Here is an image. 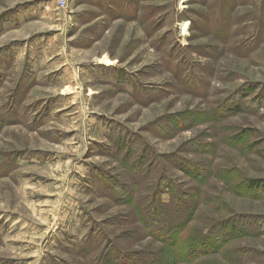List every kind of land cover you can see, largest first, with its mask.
Instances as JSON below:
<instances>
[{"label": "rangeland", "instance_id": "374dc122", "mask_svg": "<svg viewBox=\"0 0 264 264\" xmlns=\"http://www.w3.org/2000/svg\"><path fill=\"white\" fill-rule=\"evenodd\" d=\"M251 180H264V0H0V264L169 261L140 218L158 197L174 217L169 194L181 256L238 227L174 264H264Z\"/></svg>", "mask_w": 264, "mask_h": 264}, {"label": "trees", "instance_id": "16d2710c", "mask_svg": "<svg viewBox=\"0 0 264 264\" xmlns=\"http://www.w3.org/2000/svg\"><path fill=\"white\" fill-rule=\"evenodd\" d=\"M245 188L248 192H264V180H251L245 185ZM163 199V197H158L156 205L153 206L154 209L150 207V209H148L149 212L141 211L142 214L140 213L141 222L149 231V235L154 239L164 242L167 247H170V250H164V252H166L167 255L169 254L172 259L169 258V261H166V257L161 260V258H157L158 256H154V258L150 259L151 264H174L176 260L178 261L181 258L194 261L195 258L202 253H216L220 251L225 244L229 243L228 241H230V239L236 236L234 232L238 230V227L236 226L237 224L231 223L229 226V222H223L220 224L219 230H213L209 234L206 232V236L199 235L197 238L193 237L187 250L185 249L187 252L181 256L178 249L180 248L179 245H181L182 242L186 224L184 223L185 221L181 219V215H179L181 212H177L176 210H179V208L181 209L180 206L182 204V200L178 197L176 198L175 196H170L169 194L167 201L172 205V209H176L174 212L176 213L175 216L170 218L169 216L171 210H169L168 207H165L164 203L166 201ZM183 209L184 212H188L187 215H192V211H189L190 209L188 206H185ZM112 252L114 254H112ZM118 254V250L106 252L101 260V263L130 264L128 259L130 254L127 255L125 260H122ZM176 256L179 259H177Z\"/></svg>", "mask_w": 264, "mask_h": 264}, {"label": "built area", "instance_id": "2783aa9c", "mask_svg": "<svg viewBox=\"0 0 264 264\" xmlns=\"http://www.w3.org/2000/svg\"><path fill=\"white\" fill-rule=\"evenodd\" d=\"M61 1V7H64L66 0H60Z\"/></svg>", "mask_w": 264, "mask_h": 264}, {"label": "bare ground", "instance_id": "6f19581e", "mask_svg": "<svg viewBox=\"0 0 264 264\" xmlns=\"http://www.w3.org/2000/svg\"><path fill=\"white\" fill-rule=\"evenodd\" d=\"M182 28H183V31H184V33H185L186 28H187V24H184Z\"/></svg>", "mask_w": 264, "mask_h": 264}]
</instances>
